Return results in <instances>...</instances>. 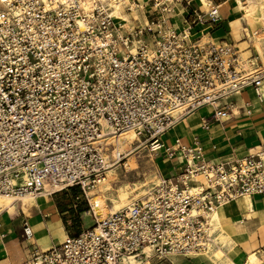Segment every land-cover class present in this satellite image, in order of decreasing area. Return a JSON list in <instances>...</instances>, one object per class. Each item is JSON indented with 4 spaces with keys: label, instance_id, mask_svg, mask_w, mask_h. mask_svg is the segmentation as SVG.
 <instances>
[{
    "label": "built area",
    "instance_id": "obj_1",
    "mask_svg": "<svg viewBox=\"0 0 264 264\" xmlns=\"http://www.w3.org/2000/svg\"><path fill=\"white\" fill-rule=\"evenodd\" d=\"M151 5L132 24L101 0H0V195L16 201L76 187L93 220L14 264H151L201 254L213 238L214 207L264 193V146L213 161L196 141L162 139L202 106L212 108L200 117L209 129L246 87L264 99V68L244 64L229 42L194 37V24L220 18L216 4L192 10L181 28L162 14L164 0ZM127 131L153 154L180 152V168L100 216L95 190L126 155L105 138ZM22 230L31 235L27 221Z\"/></svg>",
    "mask_w": 264,
    "mask_h": 264
},
{
    "label": "crops",
    "instance_id": "obj_2",
    "mask_svg": "<svg viewBox=\"0 0 264 264\" xmlns=\"http://www.w3.org/2000/svg\"><path fill=\"white\" fill-rule=\"evenodd\" d=\"M140 1L136 0L138 5L128 11V20L132 24L145 21L152 10V5L147 4L148 0ZM199 1L164 0L168 10L162 14L173 26L181 28L190 21L192 16L189 13L192 10L203 13L210 5L216 4L220 18L215 22L194 24V37L201 41L229 42L242 59L252 62V66L264 68V18L260 14L264 12V0H249L257 4L249 17L245 14V8L239 6L238 0H207L206 5ZM241 1L246 4V0ZM243 91H247L252 98H245ZM234 99L227 116L220 121H211L209 129L201 126L200 117L210 116L212 111L204 115L198 113V108L187 114L166 131L181 127V133L175 135L171 143L177 137L185 145H193L196 141L205 158L213 161L232 155L242 157L264 146V99L258 100L251 87L239 91ZM150 154L160 177H169L180 168L182 157L178 151L173 157L163 151ZM41 197L16 200L15 208L0 210V264H14L26 258L35 244L45 249L53 243H60L68 233L56 203H48L43 199L44 204H41ZM216 208L222 229L230 237V244L223 247L231 260L228 264H245L251 255L257 258L256 264H264V193L250 194L249 203L243 197H237ZM24 221L31 228L29 237L22 230ZM212 232L208 253L218 244L216 231ZM207 252L191 256H170L161 262L153 260L151 264H218V259Z\"/></svg>",
    "mask_w": 264,
    "mask_h": 264
},
{
    "label": "rangeland",
    "instance_id": "obj_3",
    "mask_svg": "<svg viewBox=\"0 0 264 264\" xmlns=\"http://www.w3.org/2000/svg\"><path fill=\"white\" fill-rule=\"evenodd\" d=\"M143 1L144 0H141L140 2ZM151 3L152 0L147 1V4L151 5ZM243 95L245 98H252L247 91H243ZM197 111L200 114L208 115L212 111V108L209 106H203ZM180 133V126L166 132L162 137L164 143L170 144L173 141L174 136ZM118 139V148L116 150L124 151L126 152V155L120 163L108 168L106 179L103 183L109 184L114 190L119 191L123 189L128 191L129 199L140 197L142 195L138 194L141 193L142 190L145 189L148 191L153 183L158 181V177L160 176L157 168L153 164L152 156L147 147L143 145L135 146V139L127 142L124 141L122 137H119ZM119 141L121 142V145H119ZM123 162L125 163L123 164ZM99 186L95 190L96 193L103 188V185ZM78 193L79 190L76 187L73 189L69 188L68 190H60L52 192L51 194H44L40 200L41 204H44V200L48 203L51 201L56 203L66 230L68 233L72 234L93 223L91 216L84 212L87 206L86 201L83 198L75 199V195ZM69 203H71V205H68ZM105 203L107 204V207L110 206L108 200H106Z\"/></svg>",
    "mask_w": 264,
    "mask_h": 264
},
{
    "label": "bare ground",
    "instance_id": "obj_4",
    "mask_svg": "<svg viewBox=\"0 0 264 264\" xmlns=\"http://www.w3.org/2000/svg\"><path fill=\"white\" fill-rule=\"evenodd\" d=\"M127 0H101L102 4L104 5V7H106L107 9H109V11L116 17H120L123 19H128L130 17L129 12L125 9V2ZM202 2L203 5L207 4V0H200ZM199 1V2H200ZM200 2V3H201ZM239 2V6L241 8H245L246 10V15L249 17L250 14H252L256 8V2L253 3L249 0H246V4H243V2L241 0H238ZM138 3L136 1H130V7L134 9L135 6H137ZM142 5V4H141ZM139 5V6H141ZM204 7V6H203ZM262 8V7H259ZM261 16L264 18V12L260 13ZM244 64H248L249 60H246L245 58H243ZM239 94V91H237L235 93ZM192 113V112H190ZM189 113V114H190ZM122 137V139L124 141H129V140H133L136 139V135L132 132V131H127L124 132L120 135H118L117 137H107L105 139H108V141L114 143V147L117 149V142H118V138ZM124 143V142H123ZM119 145H121V142L119 141ZM126 154V152H125ZM125 162H123L124 164ZM161 178V177H160ZM159 178V179H160ZM197 178H200V176H197ZM158 179V181H159ZM103 185L102 190H99L96 194V196L92 199L96 200L97 203V207L98 206H102V210L98 209L100 216L103 215L106 211L105 210H110L113 211L117 208H120L121 206L127 204L129 201H131L132 199H129L128 197V191L125 190H114L109 184L107 183H102L100 184V186ZM99 186V187H100ZM116 191V192H115ZM146 193V190H142L141 193H139L138 195H144ZM237 197H243L248 203H249V195L248 194H238L236 196ZM27 197H22L19 200L25 199ZM108 200L110 202V206L107 207V204L105 203L106 200ZM128 201V202H127ZM219 204V205H223ZM217 205V206H219ZM15 200H13L12 197L8 196V195H0V210L7 208V210L15 208ZM216 206V207H217ZM214 207L212 212H211V220H210V228L209 231H216L217 234V242L218 244L215 245L210 253H208V255L213 254L214 258L218 259V264H228V262H230L231 260L228 258V256L225 254V251L223 250V247L225 245H229L230 243V237L228 234H226L221 226V220L219 218V214L217 212V208ZM87 213V212H86ZM214 233V232H213ZM214 239H215V235H214ZM59 244V243H57ZM257 263V258L254 255L249 256V258L247 259V261L245 262V264H256Z\"/></svg>",
    "mask_w": 264,
    "mask_h": 264
},
{
    "label": "trees",
    "instance_id": "obj_5",
    "mask_svg": "<svg viewBox=\"0 0 264 264\" xmlns=\"http://www.w3.org/2000/svg\"><path fill=\"white\" fill-rule=\"evenodd\" d=\"M72 189L75 188V187H71Z\"/></svg>",
    "mask_w": 264,
    "mask_h": 264
}]
</instances>
